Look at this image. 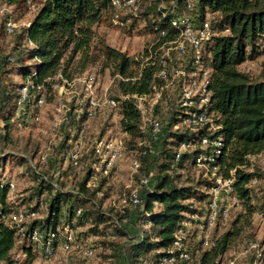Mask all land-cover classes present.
I'll return each mask as SVG.
<instances>
[{
	"label": "trees",
	"instance_id": "1",
	"mask_svg": "<svg viewBox=\"0 0 264 264\" xmlns=\"http://www.w3.org/2000/svg\"><path fill=\"white\" fill-rule=\"evenodd\" d=\"M190 1L192 6L187 11L188 15L199 20L207 16L210 22L211 34L205 45L203 60L204 65L211 69L209 88L212 95L209 111L220 126L217 133L222 138L217 163L223 177L233 176L234 193L242 210L235 216L230 228L215 238L211 247L202 250L198 258L194 257L190 249L189 252L194 264H221L222 257L231 251L230 247L237 239L251 236L252 215L259 210V201L264 204V195L261 200L252 195L250 185H256L259 181L253 164L258 163L249 160L250 156L258 154L264 148V79H254L239 68L242 63L264 55V0ZM6 2L16 10L27 12L30 9L27 0ZM185 3L186 0H175L173 4L176 8H173L172 4L168 7L161 5V0H140L138 14H130L127 20L118 16L117 25L124 26L130 19H140L153 39L161 29L171 37L175 33L171 19L186 11ZM39 5L30 26L23 27L17 34L13 49L17 52L16 58L9 55L2 60V66L6 67L2 80L5 75H10L6 84L0 82V119L4 122L1 138L5 141H9L11 137V121L16 115L18 90L27 79L45 83L51 93L55 85L62 83V78H56L58 75L72 80L94 65H100L102 71L111 68L113 75L118 72L130 78L137 74L140 62L137 56L127 55L110 46L99 32V27L114 12L115 16L117 14L111 0H41ZM158 69L157 64L149 65L135 80L115 81L116 97L121 93L148 92L153 83H160L157 77L153 78ZM13 75L21 76L23 81L13 82ZM165 95L164 93L163 96ZM161 104L163 105V101ZM74 110L69 113L73 119L72 124L77 119L79 125L85 119V114L79 116ZM120 111L124 133L145 141L147 134L139 129V112L129 101L121 104ZM168 111L171 113V121L177 119L175 116L178 110L171 108ZM68 137L69 135L65 140ZM197 138L199 136L196 133L187 129L165 132L161 138L166 141H163L156 173H145L151 176V187L149 191L141 192L143 204L138 207H142L143 229L138 236L124 233L120 229L123 224H115L113 215L101 211L100 204L95 203L103 189L100 182L109 175L94 178L90 167L82 170L83 178L71 190L55 187L49 180L41 177L36 191L21 202L9 198L11 179H6V182L0 180V211L4 215L8 216L30 203V206L25 207L27 214L38 215L45 206L48 210L46 218L33 217L26 224L0 223V262L14 264L16 260L12 258L13 251L20 250L26 255L27 264H32L37 256L33 248L38 245L30 240V236L37 228L45 232L70 225L77 240L84 242L88 239L82 236L85 235L82 232L78 233L77 227L89 224L92 234L96 235L93 236L101 237L99 244L102 248L105 251L111 250L115 257L123 254L126 264H138L143 257L147 258L148 264H160V260L170 254L176 234L183 223L190 216L203 214L210 198L211 180L203 176V171L200 174L202 177L199 175L196 180L190 174L197 167L195 157L201 152ZM65 140L60 144L62 152ZM181 141L193 146L177 157L176 148ZM140 149L146 151L141 155L143 159L154 153L142 143L138 145V150ZM10 158L12 155L9 153L0 152V168H6ZM90 158L93 155L85 159ZM70 167L76 169L74 166ZM254 179L257 182L252 184ZM90 180H93L92 185H88ZM199 187L209 188V193L199 191ZM255 198L256 204L253 203ZM192 199L203 202V208H194V202H188ZM87 204L90 206L87 207ZM126 213L122 214L124 221ZM61 223L65 224L60 225ZM61 239L56 240V247ZM96 252L97 250L95 255ZM231 257L230 255L229 258Z\"/></svg>",
	"mask_w": 264,
	"mask_h": 264
},
{
	"label": "built area",
	"instance_id": "2",
	"mask_svg": "<svg viewBox=\"0 0 264 264\" xmlns=\"http://www.w3.org/2000/svg\"><path fill=\"white\" fill-rule=\"evenodd\" d=\"M27 2L31 10L34 12L38 10L36 0H27ZM111 4L117 12H129L132 15H137L140 9V0H111ZM191 6V1L186 0V11L171 19V25L175 28L173 36L168 37L167 32L163 29L158 31L148 52L142 57L135 76L129 78L117 72L111 81L114 84L117 80H135L141 76L145 67L157 64L159 69L154 73L153 78L157 77L160 83H153L148 92L121 93L116 97L109 91V85L103 87L102 81L98 78V72L90 70L91 68L72 80L62 77L61 74L58 75L56 78H62L63 89L79 86L80 92L76 91L69 100L66 99L70 101L75 96L74 100H77L78 105L61 104L60 110L64 111L65 116L53 126L52 130L56 134H60L63 126L70 125V134L65 140L63 152L65 162L74 166L76 170L84 171L90 167L94 172V178L99 175H110L116 164L126 157L124 141L121 138L97 136L89 131L91 121L96 118L97 113L117 112L122 103L129 101L139 112V129L142 133L150 134L158 140H161L166 131L176 132L187 129L191 133H196L199 136L196 142L201 152L195 157V164L211 180V188L204 213L201 216L194 215L192 218L199 221L197 229L200 241L203 247L208 248L213 245L212 230L220 219L228 215L227 201L231 200L235 204L239 201L234 193L233 176L223 177L217 163V157L221 152L222 138L217 133L220 126L216 123L215 116L209 111L212 95L209 88L211 69L204 65L203 60L205 45L211 34L210 22L207 16L200 20L191 18L187 13ZM172 7L176 8V5L172 4ZM5 9L2 8L1 12H4ZM117 17L118 15L113 18L116 24L118 23ZM30 23L31 20L25 24L26 27H29ZM19 27L20 25L11 18L6 21L8 35L14 34ZM50 95L45 83L37 82L32 78L27 79L18 90L15 114L23 123L39 121L40 110L47 104ZM160 106L162 107L160 108ZM73 107L79 116L85 114V119L79 123L78 127L72 125L73 119L69 114ZM171 108L178 110L175 116L177 119L171 121L169 111L168 117L162 119L160 110ZM192 146L186 141H181L177 145L176 156L188 151ZM145 153L144 149L138 150V157L132 160L134 171L139 169L140 157ZM89 155H93V158L87 159L85 162V158ZM88 160L90 164H88ZM249 160L264 166V148L258 154L250 156ZM256 182L257 180L254 179L251 183ZM92 183L93 180H90L88 185H92ZM150 184L151 176L143 174L139 178V185L120 199V212L125 214L131 208L141 206L143 204L141 192L142 190L149 191ZM16 189V183L10 180V199H14ZM43 198L44 196L41 198V205ZM25 209L21 207L8 216L0 211V223L3 221L8 224L28 223V220L36 215L34 213L27 214ZM189 229L188 222L183 223V227L176 234L170 254L164 256L160 260V264H176L178 262L194 264L192 254L187 246L186 233ZM59 238L62 239L56 247L55 242ZM30 240L39 246L40 254L46 260L55 257L58 250L66 252L64 264L71 263L72 259H69V254L72 252H77L76 255L83 258L95 256L94 245L88 240L84 242L77 240L75 231L70 225H65L63 229H51L45 232H41L37 228L31 234ZM238 248L242 254H251L250 264H264L263 249L255 240H242L238 243ZM139 264H148L147 258H141ZM221 264H236V258H227Z\"/></svg>",
	"mask_w": 264,
	"mask_h": 264
},
{
	"label": "rangeland",
	"instance_id": "3",
	"mask_svg": "<svg viewBox=\"0 0 264 264\" xmlns=\"http://www.w3.org/2000/svg\"><path fill=\"white\" fill-rule=\"evenodd\" d=\"M40 1L41 0L37 1V7L40 6ZM174 2L175 0H161V5L168 7L169 4H173ZM2 8H6L4 12H1ZM34 13L35 12L31 9L27 12L16 10V8L11 6L6 0H0V82L5 83V81H9L8 78H10V75H5L2 80L4 74L3 71L6 69V67L2 66V60L9 55H13L16 58L17 52L13 51V49L17 34L23 27H26L25 24L27 22L32 20ZM114 13L111 15L112 19L110 18L99 27L100 34L104 36L107 44L110 46L120 49L127 55L137 56L138 60L141 61L142 58L140 59V56L145 55V53L148 52L150 44L154 41V37L147 33L148 30L144 25L145 23L140 19L137 21L130 19V21L128 20L125 22L124 26L117 25L118 23L116 24L113 21L115 16ZM116 15L123 20H127L130 13L119 11ZM9 18L15 20L20 25L17 31L12 35H8L5 31V24ZM9 66L7 68H9ZM90 68V70L98 72L97 75L102 81L103 87L109 85V91L112 95H115L116 83H111L114 76L111 68H106L103 71L100 66L98 67L94 65ZM239 68L250 74L254 79H264V55L255 60L242 63ZM11 80L13 82L21 83L23 78L21 76L13 75ZM68 89H63L61 83L57 84L54 91L51 92L47 104L41 108L40 120L37 122L32 121L23 123L19 120V117L15 115L11 121L13 125L9 141H5L1 138V134L4 132V122L0 119V152L12 155L6 168H0V180L6 182V179L8 180V178H10L16 183L17 189L13 198L18 202H21L23 198L30 196L34 192L41 181V177L49 180V182L54 184L55 187L71 190L75 189L79 180L84 176L82 170H76L65 162V156L62 152V147L60 146V144L64 142L66 136L70 133V125H67L66 127L63 126L60 134H56V132L52 130L53 126L65 116L64 111L60 110L62 103H68L69 106H72L73 104L78 105L77 100H74L76 99L75 96L71 98L72 101L70 99L71 102L68 100L76 91L80 92V87L77 86V88ZM160 117L162 119L167 118L168 110L161 109ZM121 118L122 115L119 109L117 112L97 113L96 118L91 121L89 131L97 136L121 138L124 141L126 152L125 159L116 164L114 170L108 177L102 178L100 183L103 184V189L101 194H98V197L95 199V203L98 202L100 204L101 211L113 215L115 224H123L120 229L124 231V233L129 232V234L134 235L135 232H140V230L143 229L141 226V215L143 213L142 207L131 208L128 210L126 213V220L124 221V217L120 212L119 202L127 192L139 185V178L143 174L149 173L153 175L156 173L163 141H166L164 139L167 135L160 141L150 134H147L145 141L139 140V138H137L138 136L131 137L124 133V129L121 125ZM72 125L78 127L77 119L73 121ZM141 143L151 148L154 153L144 159L140 157L141 167L137 171H134L132 168V160L138 157V145ZM86 161L87 160H85V162ZM88 164H90L89 160ZM253 168L258 172L259 181L256 185H250L251 192L252 195L257 196L261 200V197L264 195V166L254 163ZM201 171L202 170L196 167L190 171V174L192 178L196 180L200 174H203ZM203 176L205 177V174H203ZM199 191L209 193V188L199 187ZM100 197H103V199L100 200ZM256 201L257 198L253 200V203L256 204ZM188 202H194L193 206L197 210H200L201 207L203 208V202H198L193 199ZM259 202L257 204L259 210L252 215L251 236L242 239L255 240L259 243L264 252V204L263 201L261 203ZM30 204H26L24 208L30 206ZM227 205L229 207L228 215L225 218L220 219L212 230L211 238L213 242L222 232L230 228L233 219L239 211L242 210L240 202L235 204L231 200H228ZM88 206H90V204H87V207ZM197 214L199 215V213ZM47 215L48 210L45 206L35 217L44 219ZM30 220L31 218L28 221ZM187 222L190 226L189 231L186 233L188 238L187 244L194 257L198 258L199 253L202 250L207 249V247H203L200 241L197 229L199 221L190 216ZM63 224L65 223H61L60 225ZM102 227L103 225H101L100 229H102ZM77 231L79 234L81 232L85 234L81 235L85 239H88L89 243H92L95 246L97 252L92 258H83L76 255L77 252H72L69 254V259H72L70 264H126L125 256L123 254L115 257V254L111 250L105 251L104 248H102L99 244L101 237H94L96 235L92 234L93 232L89 224L82 228L77 227ZM242 239H237L231 245V251L222 257V261L229 258L231 255L236 258V264H250L251 256L249 254H242L241 250L238 248V243L242 241ZM27 243L30 244V242ZM33 249L37 252V256L32 264H64V258L66 257V252L64 253V251L58 250V254L55 257L46 260L40 254L38 246H35ZM120 250H122V248ZM12 258L16 260L14 264H27V257L20 250L13 251ZM0 264L5 263L0 262Z\"/></svg>",
	"mask_w": 264,
	"mask_h": 264
},
{
	"label": "crops",
	"instance_id": "4",
	"mask_svg": "<svg viewBox=\"0 0 264 264\" xmlns=\"http://www.w3.org/2000/svg\"><path fill=\"white\" fill-rule=\"evenodd\" d=\"M33 17H34V15H33ZM33 17H32V19H33ZM145 227V226H144ZM140 234V232L138 231V232H135V234L134 235H131L130 234V236H138Z\"/></svg>",
	"mask_w": 264,
	"mask_h": 264
}]
</instances>
